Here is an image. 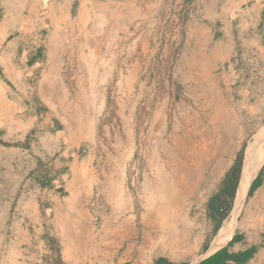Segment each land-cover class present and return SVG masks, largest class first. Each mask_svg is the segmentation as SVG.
<instances>
[{"label":"crops","instance_id":"crops-1","mask_svg":"<svg viewBox=\"0 0 264 264\" xmlns=\"http://www.w3.org/2000/svg\"><path fill=\"white\" fill-rule=\"evenodd\" d=\"M241 44L251 59L264 53V0H0V264H54V246L64 264H82L81 245L96 242L97 143L85 138L74 100L144 101L148 131L184 116L179 143H233L232 164L264 115L255 81L236 64ZM60 115L75 116L72 133ZM191 151L200 170L203 155ZM46 173L50 186H41ZM250 198L231 250L256 245L244 264H264V176ZM102 209L109 219L115 208ZM126 261L115 254L109 264Z\"/></svg>","mask_w":264,"mask_h":264},{"label":"rangeland","instance_id":"rangeland-1","mask_svg":"<svg viewBox=\"0 0 264 264\" xmlns=\"http://www.w3.org/2000/svg\"><path fill=\"white\" fill-rule=\"evenodd\" d=\"M239 47L244 54L241 58L237 57L236 64L255 81L258 106L263 108L264 59H260V56L263 57L264 53L256 49L255 59H251L245 54V47L242 44ZM34 76L37 78L38 73ZM110 86V91L117 88L116 85ZM73 102L81 114L78 119L85 138L90 134V143H97V171L89 179V190L93 195L90 204L101 207L96 212V242L88 244L87 250L86 246L81 245L83 249L79 257L82 264H92L94 259L96 264H109L111 257L121 253L126 255V264H152L159 256L174 262L193 264L205 257L218 229L215 231L216 223L207 214V196L200 193L207 185L216 182L213 177L221 175L222 171L224 175L231 166L228 159L233 143H222L223 147L208 146V143H179L183 131L177 123L185 117L172 114L161 121V118L157 119V130L148 131L146 128L149 127L150 117L143 114L144 101L136 103L109 98ZM134 104L139 105L136 114H121L126 110L134 112L131 110ZM170 108H175L173 103ZM52 113L59 117V110L55 106H52ZM74 117L60 115L71 133ZM263 123L264 115L256 132ZM183 144L184 147L179 146ZM247 144L244 143L243 150ZM193 148L203 155V166L197 171L193 170L189 156ZM215 156H222L225 162H208ZM183 178L186 181L184 188L180 183ZM253 203L252 198L244 196L239 214L233 220V230L242 228ZM109 204L115 209L109 219H104L101 216L102 207ZM128 208L132 210L129 212ZM230 213L225 220L231 219ZM261 218L264 222V214ZM122 235H127L128 241L133 238L137 241L132 245L122 243ZM205 244L208 247L204 250Z\"/></svg>","mask_w":264,"mask_h":264},{"label":"trees","instance_id":"trees-1","mask_svg":"<svg viewBox=\"0 0 264 264\" xmlns=\"http://www.w3.org/2000/svg\"><path fill=\"white\" fill-rule=\"evenodd\" d=\"M0 143H5L0 140ZM243 148L237 153L234 162L225 172L221 180L219 181L216 189L211 193L207 200L206 209L208 216L213 219L216 223L215 231L219 229L220 224L226 216H228L232 202L235 196L236 187L241 173V165L243 159ZM64 169H59V174ZM264 176V162L257 172L256 176L252 179L246 196L250 197L252 191L257 186V181L259 177ZM52 177H49L46 173V176L42 177L39 181L41 186H50V181ZM243 237L234 233L227 243L215 250L213 253L208 256L200 259L195 264H244L248 262L256 253L257 246L251 245L244 249L232 251L231 246L234 242L241 240ZM56 249V256L54 257V264H64L61 260L58 247L54 246ZM208 247L207 244L204 245V250ZM152 264H189L187 261H170L169 259L159 256L156 257Z\"/></svg>","mask_w":264,"mask_h":264},{"label":"bare ground","instance_id":"bare-ground-1","mask_svg":"<svg viewBox=\"0 0 264 264\" xmlns=\"http://www.w3.org/2000/svg\"><path fill=\"white\" fill-rule=\"evenodd\" d=\"M263 159H264V123L261 127L258 128L257 132L253 135L252 139L248 142L247 146L245 147L243 163H242V168H241V173L237 188V194H236V198L234 199L235 202H233L234 205H232V209L230 211L231 219L229 221L225 219H224L225 221L223 220L224 222H222L223 223L221 224L222 226L219 227V229L213 236L208 247L209 249H207L208 251L204 256H207L212 252H214L215 250L222 247V245H224V243L232 235L233 220L235 219L236 216H238L237 214H239L238 212L241 208L244 196H246L245 194L247 188L249 187L248 185L250 181H252L251 179L254 177V175H256L255 173L258 167L261 166L260 164H262L261 162H263ZM180 183L182 185L180 186L183 187L185 185V180L182 179Z\"/></svg>","mask_w":264,"mask_h":264},{"label":"water","instance_id":"water-1","mask_svg":"<svg viewBox=\"0 0 264 264\" xmlns=\"http://www.w3.org/2000/svg\"><path fill=\"white\" fill-rule=\"evenodd\" d=\"M244 151H245V150H244ZM263 162H264V160H263ZM263 162H262V164H263ZM262 164H261V166H262ZM261 166L259 167V169L261 168ZM259 169H258V171H259ZM258 171H257V172H258ZM256 174H257V173H256ZM255 176H256V175H255ZM255 176H254V177H255ZM254 177H253V178H254ZM238 183H239V180H238ZM250 183H251V182H250ZM249 185H250V184H249ZM237 188H238V184H237V187H236L235 196H236V193H237ZM247 190H248V189H247ZM246 193H247V192H246ZM235 196H234V199H235ZM233 202H234V200H233ZM220 226H221V225H220ZM231 237H232V235H231ZM231 237H230V238H231ZM230 238L228 239V241L230 240ZM226 243H227V242H226ZM226 243H225V244H226ZM225 244H224V245H225ZM224 245H223V246H224ZM212 253H213V252H212ZM207 256H208V255H207ZM205 257H206V256H205ZM203 258H204V257H203ZM197 262H198V261H197ZM195 263H196V262H195ZM195 263H194V264H195Z\"/></svg>","mask_w":264,"mask_h":264}]
</instances>
